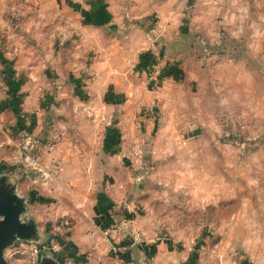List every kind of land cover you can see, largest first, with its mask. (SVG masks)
Here are the masks:
<instances>
[{
  "label": "rangeland",
  "instance_id": "374dc122",
  "mask_svg": "<svg viewBox=\"0 0 264 264\" xmlns=\"http://www.w3.org/2000/svg\"><path fill=\"white\" fill-rule=\"evenodd\" d=\"M110 1L135 24L152 26L155 36L182 40L167 56L145 51L144 67L123 75L124 85L131 79L137 84V103L106 107L96 121L94 88L95 95L87 88L84 98L91 113L71 109L67 75L79 68L61 65L65 29L56 25L70 17L67 11L55 6L57 0H0V69L7 62L33 72L35 98L44 99L40 109L59 111L60 120L48 116L32 135L21 128L0 131V172L15 180L19 194V188L34 191L27 215L39 226L50 228L66 211L71 231L79 232L90 221L97 192L122 166L133 185L126 196L139 200L136 224L157 225L148 234L135 228L137 243L175 240L168 253L135 245V264H238L243 222L257 221V214L242 218L243 212L264 211V0ZM181 56L183 69L149 81L150 66L167 67L169 58ZM79 75L85 85L96 78L87 69ZM112 112L135 119L126 122L135 135L121 138L115 155L102 139ZM78 232L77 243L88 245L87 231Z\"/></svg>",
  "mask_w": 264,
  "mask_h": 264
},
{
  "label": "crops",
  "instance_id": "0c3cea01",
  "mask_svg": "<svg viewBox=\"0 0 264 264\" xmlns=\"http://www.w3.org/2000/svg\"><path fill=\"white\" fill-rule=\"evenodd\" d=\"M55 6L67 11L70 15V17L62 19L56 24L65 29V32H62L66 43L62 51L66 50L63 51L65 54L63 63L66 64L62 63L61 65L69 70H75L72 66L77 67L76 69L79 68L78 72H73L75 75L71 71H68L67 75L72 98L71 109L76 113L82 109L84 113H91L87 107L93 105L84 101V98L88 94L85 92L87 88H91L92 94L95 95L94 88L98 92V97L93 103L96 121L100 120L97 115L105 116L102 109H106V107L108 110L110 107L113 108L122 103L127 104L130 101L137 103L135 101L137 99L134 97L137 84L131 79L124 85L123 75L131 74L134 68L141 69L144 67L145 58H147L145 51H148L153 58L155 55L160 56L161 54L167 56L171 46L181 45L182 39L180 37H177V41H170L168 37L155 36L152 26H149L148 29V27L135 24L130 19V13L124 16L116 4L110 0H57ZM92 58V62L86 68L85 61ZM184 58V56L169 58L171 61L168 66L165 65L162 69L163 75L168 74L170 75L168 77H171V69H183L186 64ZM172 60L175 61L172 62ZM54 61L55 67L58 69L59 55H55ZM1 68L2 80L7 87V97L0 102V131L5 133V130L21 128L25 134L32 135V131L38 129L41 121L47 122L48 116L49 118H58L59 111L45 112L40 109L44 99L37 100L35 98L34 93L36 92L31 87L32 82L29 78L33 72L31 73L27 69H21L20 72L14 66L8 65L7 62H3ZM86 69L96 73L92 85H85L88 81L79 75ZM33 83L37 84L36 82ZM61 88L64 89L65 87L62 85ZM73 97L77 98L78 101ZM55 110H61V107ZM144 115L139 118L144 119ZM111 119L112 124L105 127L106 131L102 133V139L111 142V144L105 143V146L115 155L123 148L121 138H130L135 135V129L126 124L128 121L135 123V119L127 114L117 118L113 112ZM56 120L60 123L59 119ZM0 138L2 137L0 136ZM6 141L9 142V139ZM93 148L91 147V150H94ZM68 150L72 153L78 151L71 147ZM123 163L125 161H122ZM120 167L121 170L126 171V168ZM123 171L117 170L115 175L103 184V189L97 192L94 200V211L89 213L90 221L86 225H82L81 231L78 232L77 228L76 231H71V225L64 228L61 233L63 236L59 237L62 248L57 254L51 255L59 263L69 261L72 264H100V261H104L107 264H119L118 260L122 257L121 264H135V259L131 257L135 245L140 246V250L147 248L149 251H156L157 254L165 253V251L168 253L169 248L174 245L175 240L169 238H156L157 240L152 239L151 242L144 244L137 243L139 233L136 229L139 226L136 223L137 220L139 222L142 214L133 209L139 200L128 199L126 196L130 190L132 191L133 185L126 182ZM129 177L131 181L134 180L133 176L129 175ZM19 192L28 198V203L33 202V190L24 194L23 189L19 188ZM243 213L245 215L242 218L249 217V214H257L252 216V218L257 216V221H250L249 218L243 222L241 258L238 264H264V211L260 210L256 213L244 211ZM156 226L154 225L152 230L151 226H147L146 229H139L148 234L153 233ZM38 227L39 231L45 235L43 232L45 228L39 225ZM106 227H111V229L109 235L104 238L101 235V229ZM85 230L87 231L85 236L88 239V245H79L77 243L78 237L74 234L77 232L82 234ZM70 238L71 240H67ZM147 239L149 240L148 237ZM110 243L117 245L119 249L117 254L109 250ZM170 258L172 259V257ZM172 262L176 261L172 259Z\"/></svg>",
  "mask_w": 264,
  "mask_h": 264
},
{
  "label": "water",
  "instance_id": "95a60500",
  "mask_svg": "<svg viewBox=\"0 0 264 264\" xmlns=\"http://www.w3.org/2000/svg\"><path fill=\"white\" fill-rule=\"evenodd\" d=\"M28 198L17 191V183L6 172H0V264H5L3 250L16 240L42 242L44 234L39 231L37 221L27 215ZM39 264L59 263L46 253Z\"/></svg>",
  "mask_w": 264,
  "mask_h": 264
},
{
  "label": "built area",
  "instance_id": "2783aa9c",
  "mask_svg": "<svg viewBox=\"0 0 264 264\" xmlns=\"http://www.w3.org/2000/svg\"><path fill=\"white\" fill-rule=\"evenodd\" d=\"M164 66L165 65H163V67ZM163 67H159L158 64L152 67L150 66L148 71L149 81L155 82L160 76H163ZM0 97V102L7 97V87L3 80H0ZM54 145L55 143H51L49 148H53ZM70 224L68 213L63 211L59 219L50 225V228L43 230L45 235L42 242L14 241L12 245L3 250L5 264H39L43 254H57L62 248L58 235L63 232L65 227L70 226ZM110 229L111 227L101 229L102 237H107L110 233ZM109 250L117 254L119 249L115 243H110ZM121 259L122 257L118 260L119 264H121ZM100 264H107V262L100 261Z\"/></svg>",
  "mask_w": 264,
  "mask_h": 264
},
{
  "label": "trees",
  "instance_id": "16d2710c",
  "mask_svg": "<svg viewBox=\"0 0 264 264\" xmlns=\"http://www.w3.org/2000/svg\"><path fill=\"white\" fill-rule=\"evenodd\" d=\"M149 55H151V54H149ZM148 56V55H147Z\"/></svg>",
  "mask_w": 264,
  "mask_h": 264
}]
</instances>
